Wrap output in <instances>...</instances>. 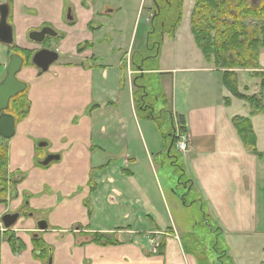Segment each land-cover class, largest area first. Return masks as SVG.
<instances>
[{
    "label": "crops",
    "instance_id": "crops-1",
    "mask_svg": "<svg viewBox=\"0 0 264 264\" xmlns=\"http://www.w3.org/2000/svg\"><path fill=\"white\" fill-rule=\"evenodd\" d=\"M123 3L10 4L15 44L38 50L29 33L48 26L57 32L47 40L58 58L47 71L29 65L18 76L28 84L31 105L7 141L9 175L19 173L21 179L17 196L0 205V264H199L196 255L185 251L181 237L167 238L158 251L151 250L150 239L158 232L177 231L170 205L178 210L186 193L178 192L169 161L172 117L143 116L135 103L132 57L147 45L151 16L143 24L142 15L153 8V0L148 8L146 0H139L134 21L139 24L130 33L113 19ZM183 29L181 23L174 37L164 38L160 57L143 64L148 90L155 96L154 111L169 107L173 116L185 118L191 144L179 156V184L195 192V200L207 207L224 234L244 244L249 238L264 239V114H252L249 104L226 88L222 70L204 57L191 26L190 33ZM5 50L0 49L2 65ZM152 77L158 78L160 90L151 89ZM238 116L250 118L262 157L243 143L233 121ZM48 154L60 159L41 165ZM25 200L31 213L14 227L21 239L18 247L4 234L2 218ZM42 219L48 229L38 231L36 223ZM36 233L47 244L46 256L33 252ZM92 233L117 243H96ZM262 244L256 264H264Z\"/></svg>",
    "mask_w": 264,
    "mask_h": 264
},
{
    "label": "trees",
    "instance_id": "trees-1",
    "mask_svg": "<svg viewBox=\"0 0 264 264\" xmlns=\"http://www.w3.org/2000/svg\"><path fill=\"white\" fill-rule=\"evenodd\" d=\"M183 3V0H153V14L150 18L151 29L148 33L147 45L144 50L133 54L134 71H144L145 61L157 60L160 57L164 34L173 37L181 22ZM251 16L261 19H247ZM250 21L257 22L253 31H250V27H252L249 25ZM191 30L204 57L210 62L213 61L218 68H222L223 82L226 88L234 96L248 103L252 114H264L263 96L242 93L239 89L238 75L234 71L235 69L250 68L256 63L260 48L264 47V0L256 1V4L253 3V0H195L191 14ZM85 45L91 44L86 43ZM83 48L81 46L79 50ZM30 53L28 52L27 55ZM252 73L260 79V86L264 90V74L254 71ZM147 78L148 75L141 72L135 76L136 108L143 116L162 120L159 112H154L152 100H155V96L148 90ZM225 103L229 104L230 99L226 98ZM30 105L26 91L12 99L11 112L15 114L17 121L24 119L29 114ZM164 110L173 120L171 137L174 141V148L177 141L176 131L187 132L185 118L182 115L173 116L169 107L160 111ZM233 121L243 143L253 153L262 157V153L257 149V137L250 118L238 116ZM176 156L173 154L170 157L175 158ZM7 162V150L4 146H0V188L4 185L2 176ZM175 163L177 162H173V164ZM4 193L5 189L2 188L0 194ZM93 240L99 244L117 243L112 238L104 237L102 233H94ZM12 243L14 242L12 241ZM201 264H204V261Z\"/></svg>",
    "mask_w": 264,
    "mask_h": 264
},
{
    "label": "rangeland",
    "instance_id": "rangeland-1",
    "mask_svg": "<svg viewBox=\"0 0 264 264\" xmlns=\"http://www.w3.org/2000/svg\"><path fill=\"white\" fill-rule=\"evenodd\" d=\"M122 1H124V3L122 4L124 9L118 12L117 14H115L113 19L117 21L116 24L121 23L122 25H125V28L128 30V33H130V29L132 28V26H135V32H136L137 26L139 23L136 22V24H134V21L136 20V14L138 12L139 0H122ZM194 1L195 0H183V2H185V12H182V18L179 24L180 26L182 23V26H184L183 30H187L189 33H190V26H191V11H192ZM146 2H147L146 8H148L152 4L151 0H146ZM140 13L142 14V11H140ZM183 13H184V18H183ZM147 14L152 16L153 8L148 9V10L146 9V11L143 13L142 15L143 24L145 22V17ZM247 19L260 20L261 18L257 16H251V17H248ZM250 22L251 23H249V25L250 26L252 25V27H250V31H253L254 25L257 22L256 21H250ZM176 32L177 30L175 31L174 36ZM166 37H170V35L164 34L163 38H166ZM137 40H139V36L137 37ZM35 43H37L36 44L37 49L43 46V42L42 43L35 42ZM47 44L48 43H46V45ZM117 44L123 46L124 41H122V39H119L117 41ZM4 46L5 45L0 43V49L4 48ZM48 47L49 49H51L50 42H49ZM149 64L151 65L154 64V61H150ZM149 66L150 65L146 64L147 68H149ZM218 69H222V68H218ZM234 71L238 75V79L241 78L240 87H243V90L241 91L242 93H245L246 95H252L253 90L252 92L248 90L250 86L251 89H254V90L256 88L258 89V92L254 94L262 95L264 98V90L260 86V79L258 77H255L252 73L254 71V72L264 74V47L260 48L259 56L255 64H253L250 68L235 69ZM135 72L137 73V75L140 74V72L143 73V71L141 70H137ZM149 81L150 80L148 77L146 80L147 85L149 84ZM151 81H152L151 89L153 87L155 88L156 91L160 90L158 78L152 77ZM152 101L154 104L155 100H152ZM157 103L158 102H156L155 105L158 108L159 104ZM158 112L162 120H168L170 118L168 112H166L165 110L157 111V113ZM165 123H167V121ZM188 137H189V144H188V148L185 151L180 150L179 142H178L179 140L177 139L178 138L177 136H176L177 141H176L174 148H173L174 141L172 140V137H171L170 145L168 149L169 156L173 154L177 155L175 158L169 157V161H170V164L174 167L172 168V171L176 172L177 190L180 194L186 193L184 196L186 197L187 202L185 204L184 196H180L185 206L183 205L181 201L178 202V210H174L173 205H170L172 209V213L175 216V225H176L177 231L175 230L174 232H172V230L171 231L166 230L165 232H168V233H166L165 235L160 234L161 232H158L157 235L152 237L150 239L152 252H155V249L158 251L159 248L161 247L162 241H164L165 239L171 238V237L173 238L181 237L182 239L181 241L183 242L185 251L188 254L196 255L197 256L196 258L199 264H201L202 261H204V264L205 262L206 264H235L236 262L237 264L238 262L239 264H256V262H258V260L261 258L260 246L263 245L262 243H264V239L259 238V237L249 238V239H246L247 242L244 244L242 239L240 238L234 239L233 237H229L227 234H224L219 228L221 226L220 223L216 222L213 219V217L209 214L207 207L205 205H202L199 201L195 200L196 199L195 192L192 191L189 193L187 192L186 189L183 188L182 185L179 184V174L181 173L182 168H183V165L180 164L179 156L181 153L186 152L190 147L191 142H190L189 134H188ZM37 145L39 146L40 143H38ZM173 162H177V163L173 164ZM186 184L190 186L191 182H187ZM104 237H107V236L104 235ZM225 251L227 252V254L225 253ZM234 259L236 262H234Z\"/></svg>",
    "mask_w": 264,
    "mask_h": 264
},
{
    "label": "water",
    "instance_id": "water-1",
    "mask_svg": "<svg viewBox=\"0 0 264 264\" xmlns=\"http://www.w3.org/2000/svg\"><path fill=\"white\" fill-rule=\"evenodd\" d=\"M253 0V3L256 4ZM9 9L7 4H3L0 18V42L12 44L14 39L13 27L8 23ZM47 36H57V32L51 27H43L40 30H33L29 33V38L35 42L42 43ZM58 58V52L49 48H42L37 50L31 59L32 64L42 71H47L49 66ZM24 58L17 53L10 56L9 63L6 67V74L0 82V136L4 139H10L15 134L16 118L14 115L9 114L6 110L9 108L11 98L25 91L27 83L18 78V73L23 66ZM60 155L48 154L44 160L40 162L41 165H48L52 161L59 160ZM19 214L8 213L2 218L4 226L9 228L12 226ZM39 229H46L47 222L40 220L38 222Z\"/></svg>",
    "mask_w": 264,
    "mask_h": 264
},
{
    "label": "flooded vegetation",
    "instance_id": "flooded-vegetation-1",
    "mask_svg": "<svg viewBox=\"0 0 264 264\" xmlns=\"http://www.w3.org/2000/svg\"><path fill=\"white\" fill-rule=\"evenodd\" d=\"M13 0H6V2H0V18H1V11H2V7H3V4H7V6H8V9H9V13H8V23H9V20H10V18H11V16H10V4H11V2H12ZM70 15H71V13H70ZM10 24V23H9ZM11 25V24H10ZM12 26V25H11ZM14 36V35H13ZM48 37V36H47ZM47 37H46V39H45V41L43 42V46L40 48V49H42V48H49L48 46H49V42H48V40H47ZM50 37V36H49ZM50 38H52V37H50ZM14 41H13V43L12 44H7V43H3V42H0V43H2L3 45H5L4 46V48L6 49L5 50V58H6V63L4 64V65H2V64H0V82H1V80L4 78V76H5V74H6V67H7V64L9 63V60H10V56H11V54H13V53H17V54H20L23 58H24V62H23V66H22V69H21V71L18 73V74H20L21 72H23L24 70H25V68L26 67H28L29 65H33L32 64V62H31V59H32V56H33V54L37 51H34L33 49H29V48H20V47H18L16 44H15V39H13ZM46 43H48L47 45H46ZM15 47H17V49H15ZM40 49H38V50H40ZM52 49V48H51ZM18 50H21V51H18ZM52 50H55V49H52ZM28 52H31L30 53V55H27V53ZM28 62V63H27ZM19 76V75H18ZM27 86H28V84H27ZM25 91L27 92V88L25 89ZM24 91V92H25ZM23 93V92H22ZM28 94V93H27ZM14 98V97H13ZM13 98H11V100H10V103H9V108L6 110V112L7 113H9V114H12V115H14L15 116V114H13L12 112H11V106H12V99ZM15 118H16V116H15ZM17 122H19V121H17V118H16V124H17ZM11 139V138H10ZM0 140H1V142L2 143H0V146H4L5 148H6V150H7V156H8V147H7V141L9 140V139H4L2 136H0ZM46 158V157H45ZM44 158V159H45ZM43 159V160H44ZM9 161V160H8ZM41 162V161H40ZM44 166V165H43ZM47 166V165H46ZM3 177V179L2 180H4V185H2V187L0 188V190L2 189V188H4L5 189V193L3 194V195H1L0 194V205H5V206H7L8 205V203H9V200H11V199H13L14 197H16L17 196V190H16V187H17V185H18V182L20 181V179H21V175L19 174V173H17V174H14V175H12V176H10L9 175V170H8V162H7V167L5 168V170H4V175L2 176ZM27 203H28V200H25L24 201V203L21 205V207L19 208V209H17L16 211H14V212H7L6 214H8V213H18L19 214V216H18V218H17V220H16V222L12 225V226H10L9 228H6L5 226H4V223H3V220H2V223H3V226H4V228H3V230H4V234H6L7 235V238L11 241V244L12 245H16V246H22V244H20V241H21V239L16 235V233L14 232L15 231V229H14V227H15V225L17 224V222L21 219V218H24V217H28V214L29 213H31V212H29L28 210H27V208H28V205H27ZM42 220H44V219H42ZM40 221V220H39ZM38 221V222H39ZM46 221V220H45ZM38 222L36 223V227H37V230L38 231H45V230H47L48 229V222H47V228L46 229H39V227H38ZM74 230V229H73ZM40 234L39 233H36V235H35V237H33V240H35L36 241V243H37V245L35 246V247H33V252L36 254V255H39V256H46L47 254H48V252H47V244H46V242L44 241V239L43 238H41L40 236H39ZM12 241L14 242V243H12ZM51 261H52V258H51V256L48 258V263H51Z\"/></svg>",
    "mask_w": 264,
    "mask_h": 264
},
{
    "label": "built area",
    "instance_id": "built-area-1",
    "mask_svg": "<svg viewBox=\"0 0 264 264\" xmlns=\"http://www.w3.org/2000/svg\"><path fill=\"white\" fill-rule=\"evenodd\" d=\"M176 136L178 137L177 139L179 140L178 142H179L180 150L185 151L188 148V144H189V137L187 132H181L180 130H177ZM155 251L157 250L155 249Z\"/></svg>",
    "mask_w": 264,
    "mask_h": 264
}]
</instances>
